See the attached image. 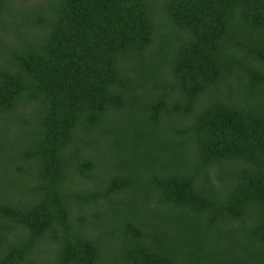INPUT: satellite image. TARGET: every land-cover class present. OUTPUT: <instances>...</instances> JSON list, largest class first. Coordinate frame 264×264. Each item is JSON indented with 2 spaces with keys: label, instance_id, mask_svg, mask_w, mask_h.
I'll use <instances>...</instances> for the list:
<instances>
[{
  "label": "trees",
  "instance_id": "1",
  "mask_svg": "<svg viewBox=\"0 0 264 264\" xmlns=\"http://www.w3.org/2000/svg\"><path fill=\"white\" fill-rule=\"evenodd\" d=\"M0 264H264V0H0Z\"/></svg>",
  "mask_w": 264,
  "mask_h": 264
},
{
  "label": "rangeland",
  "instance_id": "2",
  "mask_svg": "<svg viewBox=\"0 0 264 264\" xmlns=\"http://www.w3.org/2000/svg\"><path fill=\"white\" fill-rule=\"evenodd\" d=\"M18 3L19 2H17V3H15V6L17 5L18 6ZM11 22H14V19H11ZM170 30H171V32H172V34L175 36V39L177 38L178 39V37L180 36V35H182L181 33H179V32H177L175 29L173 30V29H171L170 28ZM166 54H165V63L166 62H168V58H169V55L171 54V52L170 51H167V52H165ZM152 58H154L153 56L150 58V59H152ZM140 61H137V63H139ZM165 63H164V65H165ZM160 69V67L159 66H157L156 67V70H159ZM163 72V71H162ZM147 88H145L144 90H146Z\"/></svg>",
  "mask_w": 264,
  "mask_h": 264
}]
</instances>
